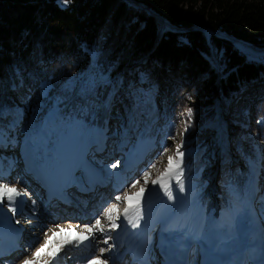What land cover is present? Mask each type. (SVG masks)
<instances>
[{
	"label": "trees",
	"instance_id": "1",
	"mask_svg": "<svg viewBox=\"0 0 264 264\" xmlns=\"http://www.w3.org/2000/svg\"><path fill=\"white\" fill-rule=\"evenodd\" d=\"M135 1L186 29H162L124 0H0V113L24 107L47 123L55 111L57 127L81 120L114 131L126 119L129 128L121 131L134 150L145 137L160 145L183 121L196 163L210 147L200 116L219 120L225 133L216 151L224 168L218 197L238 196L252 162L264 163V56L212 33L217 70L205 32L192 26L264 47V0ZM4 122L0 115V127Z\"/></svg>",
	"mask_w": 264,
	"mask_h": 264
},
{
	"label": "rangeland",
	"instance_id": "2",
	"mask_svg": "<svg viewBox=\"0 0 264 264\" xmlns=\"http://www.w3.org/2000/svg\"><path fill=\"white\" fill-rule=\"evenodd\" d=\"M124 1L130 6L142 8L145 12L152 15L149 9H153L148 5L135 0ZM145 7L148 8L149 11ZM155 12L158 13L157 11ZM158 14L161 15L160 13ZM153 16L158 19L162 29L165 27L169 28L160 18L156 15ZM119 32L121 33V31ZM111 34V32L108 33L109 38ZM223 38L231 40L234 46L244 53L251 54L254 57L264 56V53L243 51L238 46L239 42L233 41L227 37ZM207 43L210 45V53L215 64V69L219 70L220 61L215 51H213V46L209 39ZM139 58L140 57H138V59ZM130 68L131 72H133L132 67ZM158 72L162 73L161 70ZM164 73H166V71ZM133 74H135V72ZM158 76L162 79L164 77V75L161 74H158ZM196 107L198 110H202L203 106L196 102ZM30 111V109L24 107L16 108L14 106H8L4 107L0 113L2 118H5L4 124L0 127V184L15 187L23 193L16 198L15 213L11 211L13 213H11L12 215L10 214L13 222L6 233L7 240L9 239L8 241L11 242V235H18L20 228H17V224H23L20 218L24 217L23 214L26 212V218H31L29 220L31 221V225L34 224H32V222L38 223L36 224L37 228L48 225V228L50 227L54 229L53 231H56L60 226L64 227V229H72L73 227L76 229L75 234L81 235H88L85 231L92 228L95 230L94 237H99L98 240H95V243L97 245H106L105 248L108 247L110 240H115L116 243L118 241L122 242V238L127 232L129 236L124 244L129 243L135 238L136 242L139 243L140 238H138V236L143 233L146 227L148 228L149 224L161 222L160 220H154V214H156L158 208L164 205L163 225L157 224L150 232L153 246L158 245L156 237L162 229L163 232L168 233L178 229L176 232L184 231L187 233L188 231V234L191 233L189 234L191 236L195 234V238L192 242L193 245L191 244L192 246L189 248L194 259L192 264H204L203 259L205 255L211 251L212 245L216 239L224 237V241L226 238L231 240L233 238L232 235H234L235 239L239 238L238 233L242 227V221H247V223L250 224L247 226L254 228L252 231L259 226L264 232V177L263 179H259L260 176L258 175L261 172L259 168L264 166V163L258 165L257 160L252 162L245 190L239 192L238 196L227 197V200H221V198L218 197V194L224 191L220 186L221 170L224 168H222V165L219 166L220 163L218 161L220 155H217L216 151L219 153L221 152L218 149L223 148L222 140L225 133L222 123L219 122V120L212 124L203 116H200L198 122L200 123L199 128L202 129L204 133L208 132L206 142L210 147H208V150L205 152L203 160L201 159L196 163L197 157L195 158L193 156L196 149L190 143L185 142L184 128L186 124L184 125L183 121H181L176 134L168 137L166 140L163 139L160 145L151 141L150 138L145 137L141 141L138 140L139 146L134 151L133 148L136 145L132 144L131 140V142L127 141V135L121 131L122 129L125 130V128H129L126 119L122 120L120 124L121 129L115 131L112 127L105 128V125L93 123L84 124L81 120H72L67 124H62L57 127L52 122L55 120L53 117L55 111H53L47 122L48 124L39 120L34 111L33 114L30 115ZM106 121L112 120L106 118ZM140 125L141 124L137 123L133 127V131L135 130V132H137ZM127 142H130V144ZM180 144H183L180 150L184 153L182 164L183 175L180 178L184 185V191H179L177 180L175 175H173L170 184L174 198L169 199L160 185L154 184L153 181L163 176L165 169L168 167L169 157H175L176 147ZM62 145H66L68 149V152H64V157L66 154L68 155L56 166L55 162L58 156L56 150L57 148L61 149ZM60 154L63 153L59 152V155ZM176 159H174V163ZM30 160H32L33 163ZM194 160V164H191ZM66 163L69 165L64 169ZM113 165L116 166L113 167ZM230 165H232V163ZM35 172L40 176L35 174ZM58 172H60L61 176H64L65 172L67 175L69 173L71 178L74 177L75 179L74 184H72L69 182V178H66L68 179L67 185L73 187V190L71 188L65 190V194L73 199L70 200L71 204L69 206L63 205L62 202L58 201L62 194L49 197L47 188V190L45 189L47 194L42 195L41 193L35 195L40 185L35 179L38 177L41 184L45 186H47L46 182H48L52 189V183L48 181L49 177L52 174L57 175ZM93 174L95 179L100 180L99 183H95L97 185L93 187L94 189L90 187V184L93 183L92 180L91 182L85 181L87 175L93 177ZM145 181H147V183H145ZM37 184L38 186H36ZM141 188L144 189L141 197L142 218L134 220L138 226L134 227L133 223H128L121 233L116 232V230L120 231L119 228L123 226L122 221L125 218L124 209L128 206L125 202V196H135L140 192ZM80 189L82 192H80ZM93 193H96V195ZM204 193L207 195L205 197L206 199H204L208 202L210 211L206 209L205 200L201 197ZM118 196L121 197L120 200L116 199ZM90 200L95 202V206H102L100 209L101 212L99 211V213H94L95 207L90 208L91 210L86 208L89 213L92 212L95 215L99 214L95 220L93 219L94 224H90L92 220L85 223L81 221V219L76 220L70 218H64L63 221L68 222L63 223L58 221L56 225L52 221V218L54 219L56 217L52 211L54 209L56 210V208L58 209L56 213L61 212L62 214H66L67 210L73 214L76 209L79 211V215L83 217L88 216L89 214L82 213L81 207L85 209L84 202H89ZM33 201L35 203H33ZM12 206L13 203L7 198H5L3 202H0V208L6 207L8 210H11ZM113 206H116L118 213L113 212L112 220H109L108 210ZM45 210L46 214L44 213ZM44 214L45 219L43 217ZM117 215L119 218H117ZM67 216L71 217L70 215ZM49 217L51 220L48 221ZM60 217L61 216L57 218ZM1 220L2 218H0V223ZM97 220L100 221L103 232L95 227ZM113 222L118 225L116 229L112 228ZM14 223L16 224L14 225ZM251 223L257 226L255 227ZM219 224L222 226L220 227ZM29 229H22V232L24 231V234H26V240L20 241L21 252L18 250L20 261L16 262V264H23L26 259L36 260L35 253L44 246L43 242L45 240H42L40 246L34 247L32 252H30L34 239L40 236L39 233L37 236H35L36 234L34 233L29 236ZM53 231L47 230L46 233L52 235ZM230 233L232 234L231 236ZM250 234H252L251 230L247 235ZM254 234L251 237L257 236ZM105 240H107V243H104ZM224 241L220 242L224 243ZM195 242L196 244H194ZM1 244L3 245L5 243L0 241V246ZM61 245L65 246L62 242L54 246ZM63 246L56 256H63L64 262L72 263L74 259H77L76 256L78 253L67 251L66 247L69 245ZM7 248L8 246H6L5 249ZM10 252H12V254L16 253L13 252L12 248H10ZM96 253L98 255H95L93 259H104L107 264H111L113 258L116 257V254H114L105 259L103 256L104 254H100V250H96ZM117 253L121 254L122 251H118ZM88 254L86 253V255ZM23 255H25V257H23ZM6 256H0V264H9L10 260L12 261V257L8 258ZM51 259L53 258L46 254L40 258V264H45V262ZM122 263L123 260H120L119 264ZM246 263L249 264L250 261L248 260ZM127 264L130 263L127 262Z\"/></svg>",
	"mask_w": 264,
	"mask_h": 264
},
{
	"label": "bare ground",
	"instance_id": "3",
	"mask_svg": "<svg viewBox=\"0 0 264 264\" xmlns=\"http://www.w3.org/2000/svg\"><path fill=\"white\" fill-rule=\"evenodd\" d=\"M238 46L246 48V49H249V50H251L250 52L264 53V48H261V47L253 48L251 46H246L245 44L240 43V42L238 43ZM243 51H246V50H243ZM56 151L58 153V156H57V161L55 162V165L57 166L59 164V162H61L62 159L66 158V156L68 155V154L65 153L66 156L64 157V152L65 151L68 152V149H67L66 145H62L61 149L57 148ZM59 152H61L63 154L59 155ZM70 158H71V156H70ZM30 161L33 163L32 160H30ZM68 165L69 164L66 163L64 169H66ZM63 170H62V172H63ZM70 170H72V169H70ZM35 174L39 175L37 172H35ZM62 176L60 175V172H58L57 175L56 174H52L49 177L48 181L50 183H52V189L50 188V184L48 182H46L47 186H45L44 184H41L39 178L37 177L35 179V181H37V183H39L40 185H39L38 190L36 191L35 195H39L41 193H42V195L47 194V192L45 191V189L47 188L49 197H51V196H59V194H62L59 197L60 200H58V201L62 202L63 205L69 206L71 204L70 200H73V199L65 194V190L67 188H71L73 190V187L71 185H67L68 179H66V178H69V182H71L72 184H74L75 179H74V177L71 178V175H69V173L67 175L66 172H65L64 176L63 177ZM93 178H94V174H93V177H89V175H87V177L85 179L86 182H91V180L93 181V183L90 184V187H92V189H94L93 187H95L97 185L95 183H99L100 182V180H97L95 178L93 180ZM36 186H38V184ZM80 192H82L81 189H80ZM93 194L96 195V193H93ZM84 205H85V209L83 207H81V211H82V213H87L89 215L88 216H84V217L82 215H80L78 218H76V220L81 219V221H83L85 223L87 221L92 220L90 222V224H94L93 223V219L95 220V218L99 215V214L95 215L94 213L95 212L99 213V211H100L102 206H99V205L95 206V202H93L92 200H90L89 202H84ZM15 207H16V204H15ZM92 207H95L94 213H92V212L89 213L87 211L88 209H86V208L90 209ZM163 207L161 206L160 208H158L157 211H156V214H154L155 215V219L154 220L155 221H159L160 220L161 222L157 223V224H160V225L161 224L163 225V223H164L163 222L164 220H162V218L164 217V210L165 209ZM45 209H46V207H45ZM11 213H13V212H11V210H8L6 207L0 208V218H2L1 223H0V241L2 243L3 242L5 243L3 245L1 244L2 247L0 246V250H1L0 251V256L8 255L6 257H8V258L12 257V261L10 260L9 264H11V263L12 264H16V262L20 261V257H19V253H18V250L21 249L20 241L21 240H26V234H24V231L22 232V229H25V228L29 229L30 228L29 229L30 234H28L29 236L31 234H33V233L36 234L35 236H37L38 233H39L40 237L38 238V236H37L34 239V242H33V245L31 246L30 252H32L34 247L40 246V244H41L40 242L42 240H45L43 242L45 244L46 241L49 238L52 237V235L51 234L49 235L48 233H46V231L47 230L53 231L54 229H51L50 227L48 228V225H46V226L44 225L41 228L39 227L40 228L39 229L36 226V224H38V223H35V222H32V224L33 223L34 224L31 225V221H29L31 218L27 219L26 218L27 215H26V212H25V214H23L24 217L20 218V220L23 222V224H21V223L17 224V226H18L17 228L18 229L20 228L19 231H18V235L17 234L16 235H11L10 236L11 242H10V241H8L9 239L7 240L6 233L10 229V227H11L10 225L13 222L11 217H10L12 215ZM44 213L46 214V210L44 211ZM45 214L43 216L44 219H45ZM49 218H48V221L51 220V218L50 219ZM67 218L72 219V217H69V216H67ZM26 220H28V221H26ZM63 220L64 219L62 217L56 218V219H52V221L55 223V225L57 224L56 222H58V221L59 222H63V223L64 222H68V221H63ZM242 222H243L242 224L244 226L241 224L242 227L240 228L239 233H238L239 238L235 239L234 235H232L230 233V236L231 235L233 236V238L231 240L226 238L225 241H224V237L219 239V240L216 239L214 241L213 245H212L211 251L207 255H205V257L203 259V263L204 264H246V258H244V255L247 256L249 251H253V252L257 253V255L253 254V256H252V259H251V261L253 260L252 264H264V232L262 231V228L260 229L259 226L251 223L253 226H255V227L257 226L256 229L254 231H252L254 228L247 226V225H250L249 223H247V221L246 222L242 221ZM128 223H129L128 220L124 218L123 221H122L123 226L121 228H119L120 229V233L122 232V230L126 227V225ZM15 224L16 223H14V225ZM152 224L153 223L149 224L148 228L151 229V228L157 226V224H155V223L153 225ZM219 226L221 227L222 225L219 224ZM61 228H64V227H61V226L58 227V229L55 232L59 233ZM148 228L146 227V229L143 231V233L138 236V238H140V240H139L140 242L139 243L136 242V240H135L136 238L133 239L132 241H130L129 243H127V244H124L125 241H122V242L118 241L116 243L115 240H110L109 241L110 243L108 244L107 248H105L106 245L105 246H103L102 244L97 245L95 243V240H98V238H99V237H94L95 230H93L92 232H88V231L82 230V231L87 232V234H88L87 236L89 237V239L84 240L83 242H78L75 239H72V237H74L76 235L75 234L76 232L75 233L66 232L65 234H63L64 238H56V239H54L53 246L55 244L61 243V242L63 244H65V246L69 245V246L66 247L67 251H72V253L77 252L78 253V255L76 256L77 259H74V261L72 263L71 262L70 263H68V262L66 263V262H64L63 256H61V257L60 256H56L55 258L45 262V264H83V263L84 264L85 263L89 264L90 261H94L95 260V259H93V258H95V255H98L96 253V250H101V249L105 250L104 253H100V254H104L103 256L105 257V259L110 257V256H112V255H114V254H116V257L113 258V262L111 264H119L120 260H123L122 264H127V258L131 257L133 255V253H138V256H141V257L145 258L144 255L147 252V249H151V248H148V244H150V247L153 246L152 239L150 238L151 234L150 233L148 234ZM72 229H74V228L72 227ZM66 230H70V229L66 228ZM177 230H173V231H171L169 233L168 232H163V229L160 231L159 235L156 237V241L158 240V245H157V247L154 246L155 248H158V249H157L156 253L154 254V258L152 259L151 263H148V264H161L164 261H167V264L169 262H171V264H184L185 257H186V259L188 261L191 258L193 259V254H191V251H189V248H190V246L193 245L192 242H193V240L195 238V234L194 235L192 234V236H191V235H189L191 233L188 234V231H187V233L184 232V231L176 232ZM250 230H251L252 234L247 235V234H249ZM75 231H76V229H75ZM253 234L257 235V236L256 237H251ZM223 235H225V234H223ZM248 238H249V240H248ZM68 239H72V242L68 243L67 242ZM220 241L221 242L224 241V243H221ZM94 244H96V245H94ZM194 244H196V242ZM6 246H8V248H7L8 250L5 249ZM41 246H43V245H41ZM65 246H63V247H65ZM10 248H12L13 252H16V253L12 254V252H10ZM186 249H187V251H186V254H185V250ZM51 250H52V247H49L48 251H51ZM118 251H122V253L118 254L117 253ZM152 251L153 250H151V252ZM20 252H21V250H20ZM84 253H85V255H86V253L87 254L89 253V254L86 255V257H85ZM23 257H25V255H23ZM83 257H85V258H83ZM5 259H7V258H5ZM190 262H192V261H189L186 264H191ZM132 264H135V263H132Z\"/></svg>",
	"mask_w": 264,
	"mask_h": 264
},
{
	"label": "snow or ice",
	"instance_id": "4",
	"mask_svg": "<svg viewBox=\"0 0 264 264\" xmlns=\"http://www.w3.org/2000/svg\"><path fill=\"white\" fill-rule=\"evenodd\" d=\"M63 2L65 4L69 3L70 0H63ZM187 115L189 120L191 119L192 116V110L188 109L187 110ZM187 125L184 128V131H187ZM182 134V133H181ZM183 147V144H180L176 147V151H175V157H169L168 159V167L165 169L164 174L162 177H160L159 179L153 181L154 184H159L160 187L165 191V194L168 196L169 199H173V191L171 189V184H170V180L173 178V175H175V178L177 180V185H178V189L180 192L184 191V185L181 181V177L183 175V169H182V164H183V156L184 153L180 150ZM178 158V159H176ZM174 159H176V162L174 163ZM116 165H113V167H115ZM145 183H147V181H145ZM135 186V185H133ZM144 189L141 188L140 192L137 193L135 196H125V202L127 203V207L124 209V217L125 219L128 220L129 223H133V226L136 227L138 226L137 223L134 222V220H138L140 218H142V206H141V197L143 195ZM23 193L18 190L15 187H9L7 185H3L0 184V202H3L5 198H7L10 202L13 203V206L11 207V211H13L15 213L16 211V207H15V201L16 198L21 196ZM117 200H120L121 197H116ZM33 203H35L33 201ZM113 212H117L118 213V209L116 208V206H113L112 208H110L108 210V218L109 220H112V213ZM117 218L118 215H117ZM95 227L97 229H99L101 232H103V228L100 226V221L97 220L96 221V225ZM118 227V225L116 223H112V228L116 229ZM93 229L89 228L88 232H92ZM66 232L68 233H75V229H70V230H66L64 228L60 229V232L57 233L55 231H53L52 237L49 238L46 243L44 244L43 247H41L36 253V260H32V259H26L24 260L23 264H40V258L47 254L48 256L55 258V256L59 253L61 246H53V241L56 238H64L63 234H65ZM72 239H75L78 242H83L84 240L89 239V237L87 235H81V234H76L74 237H72ZM72 239H68L67 242L71 243ZM104 243H107V240L104 241ZM49 247H52V251H48ZM101 253H103L105 250L101 249L100 250ZM89 264H107L106 260L101 259V258H97L94 261H90Z\"/></svg>",
	"mask_w": 264,
	"mask_h": 264
},
{
	"label": "water",
	"instance_id": "5",
	"mask_svg": "<svg viewBox=\"0 0 264 264\" xmlns=\"http://www.w3.org/2000/svg\"><path fill=\"white\" fill-rule=\"evenodd\" d=\"M145 8H146V7H145ZM146 9L148 10V8H146ZM149 10H150V12H151L152 15H156L158 18H160V20H161L164 24H166L169 28H171V29H173V30H185V29H186L185 27H179V26H177V25L171 23L169 20H167V19L164 18L163 16L159 15V14L156 13L154 10H151V9H149ZM149 10H148V11H149ZM192 28H199V29H202V30L205 32V34H206V36H207L208 39H209L210 34L214 33V34H217V35H220V36H223V37L230 38V39H232L233 41L243 43V44H245L246 46H251V47H253V48H259V47L255 46V45L252 44V43H249V42L243 41V40H241V39H238V38H236V37H234V36H231V35H228V34H226V33H222V32L215 31L214 29L209 28V27L206 28V27H202V26H199V25H194V26H192Z\"/></svg>",
	"mask_w": 264,
	"mask_h": 264
}]
</instances>
